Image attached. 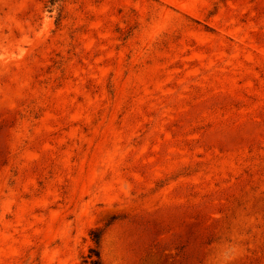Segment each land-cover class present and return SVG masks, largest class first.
I'll return each mask as SVG.
<instances>
[{
	"label": "rangeland",
	"instance_id": "374dc122",
	"mask_svg": "<svg viewBox=\"0 0 264 264\" xmlns=\"http://www.w3.org/2000/svg\"><path fill=\"white\" fill-rule=\"evenodd\" d=\"M91 250L264 264V0H0V264Z\"/></svg>",
	"mask_w": 264,
	"mask_h": 264
},
{
	"label": "trees",
	"instance_id": "16d2710c",
	"mask_svg": "<svg viewBox=\"0 0 264 264\" xmlns=\"http://www.w3.org/2000/svg\"><path fill=\"white\" fill-rule=\"evenodd\" d=\"M94 242L96 244L99 243V237L97 235H94ZM89 258L91 259L90 264H101L99 261V253L96 250L90 251ZM92 258H95V259H92Z\"/></svg>",
	"mask_w": 264,
	"mask_h": 264
}]
</instances>
